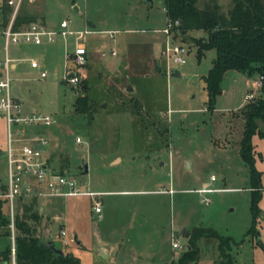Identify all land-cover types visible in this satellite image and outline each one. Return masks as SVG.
<instances>
[{
	"label": "rangeland",
	"instance_id": "374dc122",
	"mask_svg": "<svg viewBox=\"0 0 264 264\" xmlns=\"http://www.w3.org/2000/svg\"><path fill=\"white\" fill-rule=\"evenodd\" d=\"M217 1L224 11L233 4L232 0ZM165 8V0H23L20 13L44 17L45 29L54 31L55 35L54 43L49 44L44 36L41 45L9 43L10 56L19 58L17 68L10 75L20 87L22 110L54 117V124L42 126L38 132L49 139L44 151L49 153L52 164L67 169L82 189L158 187L166 182L175 188L209 185L223 188L210 193L194 189L178 191L172 199L163 200L157 216L154 213L158 219L156 227L150 221L143 225L135 223L133 228L118 225L117 235L128 238L155 234L161 238V248L169 257L178 259L188 245L184 228L190 232L195 226L213 227L239 243L233 245L236 264H264V213L259 216L257 233L249 232L254 220L252 181L250 166L240 149L245 119L241 110L239 116L234 115L249 101L246 99L249 81L260 74L251 76L241 70H229L221 83L225 91L217 96L215 108L209 109L204 76L213 66L216 49H205L199 56L193 39L173 35L186 48L187 62L168 63L163 54L167 41L164 29L170 23ZM6 9L9 19L12 10L8 5ZM62 19L68 20L71 35L60 33ZM2 21L0 10V57L5 43L2 30L6 20L1 24ZM93 23L99 28H94ZM87 29L91 31L80 42L86 45L89 60L75 68L78 79L74 84L66 77L68 69H74L75 64L65 56V47L72 52L76 34ZM191 34L201 38L207 32L195 30ZM112 49L117 51L116 55L110 53ZM103 52L107 55L102 56ZM29 57L35 58L39 67L29 68ZM42 70L47 75L41 77ZM176 70L181 72L180 76L174 74ZM85 78L89 95L97 105L92 119L87 114L75 113L72 106L76 96L86 91L81 88ZM261 94L262 87L256 96ZM131 97L143 104L140 115ZM260 125L264 129V123ZM166 128L168 131L164 132ZM76 136L83 141L77 142ZM252 142L256 149L254 165L261 171L264 184V135L257 132ZM117 155L122 161L111 163ZM64 198L38 197L40 204L52 205L53 209L42 217L37 234L45 241L51 238L62 251L80 258L82 264H111V258H103L99 250L101 233L109 230V220L103 222L95 214L89 196ZM20 203L17 202L18 209ZM2 206L8 213L7 201H2ZM55 216L59 219L54 220ZM121 218L122 222L126 219L123 215ZM63 220L69 239L73 230L81 236V247L74 240L62 244L56 236L58 223ZM172 224L175 238L182 245L176 249L172 246ZM9 242V236H0V247ZM125 246L129 248L128 241ZM200 248L196 264L218 261L217 239H201Z\"/></svg>",
	"mask_w": 264,
	"mask_h": 264
},
{
	"label": "trees",
	"instance_id": "16d2710c",
	"mask_svg": "<svg viewBox=\"0 0 264 264\" xmlns=\"http://www.w3.org/2000/svg\"><path fill=\"white\" fill-rule=\"evenodd\" d=\"M200 2L201 0H165V5L170 21H179L172 28L174 37L189 34L190 39H193L198 46L199 56H202L205 49H216L217 57L213 66L204 76L208 90V108L213 110L216 98L223 90L221 83L228 70H241L251 76L255 73L264 75V0H232L233 4L227 11L222 9L217 0H204L203 6ZM6 5H8L6 0L0 1L3 21L6 20L7 24ZM35 21L36 18L33 16L17 14L12 26L13 29L19 30ZM195 30H205L207 35L201 38L193 36L191 33ZM81 88L86 91L76 96L72 105L74 112L87 114L92 119L97 105L95 98L89 95L87 78L83 80ZM262 93L241 108V115L245 117V127L240 149L243 159L250 166L251 211L254 220L249 232L253 233L258 231L257 224L264 205V185L261 181V171L254 165L256 149L252 142L257 132L264 135V129L260 125V122L264 123V85ZM130 100L140 115L143 104L134 97ZM124 105L123 102L122 108ZM165 131H168V128L164 129ZM58 170L61 172L64 169ZM19 199L20 208L14 216L16 264H82L80 258L71 252L65 250H63L64 254L56 252L37 234L42 214L35 205L36 197H31L27 202ZM2 200L0 199V224L5 227L9 222L8 216L2 209ZM5 231L9 234L8 230ZM211 237L217 239L220 251V257L215 264H236L233 245L239 243L232 236H224L213 227L204 226H195L190 230L186 250L178 259L163 264H196L201 254L200 240ZM52 244L57 247L53 241ZM9 252L10 245L0 249V264L9 263Z\"/></svg>",
	"mask_w": 264,
	"mask_h": 264
},
{
	"label": "built area",
	"instance_id": "2783aa9c",
	"mask_svg": "<svg viewBox=\"0 0 264 264\" xmlns=\"http://www.w3.org/2000/svg\"><path fill=\"white\" fill-rule=\"evenodd\" d=\"M22 0H7V3L12 6V18L9 20L6 28L3 30V37L5 46L7 47L10 42H33L40 44L42 37L48 40H53L55 35L54 31H48L45 26L38 22H30L24 29H13V18L19 10V5ZM166 9V8H165ZM167 10V9H166ZM179 21H170L169 27L164 31L167 34V41L165 42V49L163 54L168 63H186L187 59L185 54L186 48L180 43L176 42L173 37V26L178 24ZM62 35L72 33L67 27L69 26L68 20L63 19L59 23ZM90 30L80 31L75 36V46L71 53L67 55L69 59L75 64L72 69L71 75L67 74L68 80L76 83L78 79L77 69L88 62L87 47L80 42L85 33ZM171 32H173L171 34ZM112 55H116L117 51L112 49ZM106 55L105 52L102 53ZM3 71L0 73V116H2L7 124V145L5 148V156L7 157V182L5 190L0 193V198H4L9 205L8 211V232L10 238V260L8 264H16V226L14 222L16 199H24L29 197H68L78 195H99L100 192L85 190L78 187L77 180L70 174L67 169L61 172L52 166L50 155L45 153L44 149L49 143V139L42 134H39L33 127L36 126H49L54 124L55 119L50 114L40 113H24L21 107L19 96L13 91V79L10 75V68L12 59L4 58ZM32 67H38L36 60H31ZM77 68V69H75ZM41 77L45 76V71L40 72ZM264 75L260 74L259 78L249 81V92L246 99L251 101L255 98L257 91L264 85ZM77 142H82L80 136H76ZM216 188L200 189V192L208 193L214 191ZM218 190V189H217ZM207 199V198H206ZM205 200V199H204ZM203 200V201H204ZM209 202V199L207 200ZM102 201L96 197L94 201V210L99 213L102 210ZM264 212V207H263ZM62 241V244H67L69 239L67 231L63 228L59 230L56 235ZM173 236V247H182L180 242Z\"/></svg>",
	"mask_w": 264,
	"mask_h": 264
},
{
	"label": "crops",
	"instance_id": "0c3cea01",
	"mask_svg": "<svg viewBox=\"0 0 264 264\" xmlns=\"http://www.w3.org/2000/svg\"><path fill=\"white\" fill-rule=\"evenodd\" d=\"M22 1H21V3H22ZM30 1H32V0H30ZM21 3H20L19 8H18L19 10L15 14V16L17 14H20L22 16H24V15L33 16L36 18L35 22H38L44 26H47L45 18L42 16L37 17V16L32 15L30 13H24V14L20 13ZM9 6L12 10V6L11 5H9ZM165 11H167V10L165 9ZM2 15H3V12H2ZM15 16H14V18H15ZM11 18H12V13L8 19V22ZM14 18H13V20H14ZM3 20H4V16H3ZM8 22H7V24H8ZM1 24H3V21ZM7 24L4 25L5 26L4 29L6 28ZM93 27L99 28L98 25L94 24V23H93ZM3 30H2V35H3ZM68 34L71 35L72 33H68ZM188 39L190 40V37ZM188 39H186V40H188ZM53 40H54V36H53ZM53 40L47 39L48 42H46V44H49L51 42L54 43ZM41 43H40V45H41ZM69 53H71V52L67 51V49L65 47V56L67 57V55ZM106 55H107V53H106ZM87 56H88V53H87ZM5 57L12 59L11 68H10V73H11V71H13L17 68V62L16 61L19 58L14 57V56H10L9 44L6 47L5 43H4V52H3L2 57H0V73L3 71L4 60H5L4 58ZM29 58H30V60H35V58H32V57H29ZM88 58H89V56H88ZM23 59H28V57H25ZM67 59H69V58L67 57ZM69 60H71V59H69ZM38 67H39V63H38ZM29 68H37V67H32L31 63H30ZM71 71H72V69L69 68L67 73L72 76L73 73H71ZM14 84H16V83H14ZM16 85H17L18 91L20 92V94H17V93L16 94L20 98L21 97L20 87L18 84H16ZM131 88L134 89L133 86H131ZM224 91L225 90L223 89V91L221 93L223 94ZM245 105L246 104L239 107L237 112H234L235 113L234 115L239 116L238 112ZM244 119H245V117H244ZM41 127L42 126L33 127V130L40 133V131L42 130ZM6 139H7V124L4 120V118L2 116H0V189H2V191L5 190L3 188H5V185L7 182V157L5 156V148L7 145ZM50 161H51V159H50ZM121 161H122V157L119 155H117L116 157L111 159V163H113V164L119 163ZM51 164H52V161H51ZM52 166L55 167L53 164H52ZM189 167H190V165H189ZM85 171L88 172V167H87V170H85ZM213 178H214V176H213ZM209 187L210 188H216V187H212L210 185L209 186H202L199 188H175V187H173L172 184L167 183V182L164 184H160L158 187L157 186H147V185H144L142 187H129L128 186V188H123V187H121V188L120 187L109 188L106 186H95V189L93 188L91 191L100 192L99 195H95V196L78 195V196H89L91 198L92 203H93V209H94V201H95L96 197L100 198L102 203H103L102 210L99 213L95 212V214L97 213L98 217L100 219H102L103 222H105L106 220H109L108 224H107V226H109V230H107L106 233H104V234L101 233L102 236H101L100 242H99L100 243V249L99 250H100L103 258H111V264H163V262L171 261L175 258L169 257L167 252L164 250L163 246L161 248V245H160L161 238L157 237V235H155V234H148V233H146V235H142V236L136 235V236H132V237L129 236L128 238H125V237H122V236H119L116 234L117 231L120 230V228H118V225H120L121 227L124 226V227L133 228L135 223L140 222V225H143V223L150 221L152 224H154V227H156L155 224L158 222V219H157V217L154 216V213L157 216V209H159L158 212L161 211L162 205L164 203L163 200L166 197L169 199H172L177 194L178 191L193 192V189H194L196 192H200L199 191L200 189H209ZM251 188L252 187L250 186V189ZM222 189L223 188L218 187V188H216V190L209 191L208 193L217 192V191L222 190ZM201 193H203V192H201ZM78 196H68V197H78ZM68 197H65L64 200ZM30 198L31 197L24 198L23 201H29ZM250 198H251V193H250ZM0 199L2 200L3 198H0ZM19 200L20 199H16L14 202L15 212L18 211L17 202H19ZM202 200H204V199H202ZM2 201H5V200H2ZM36 201L38 202V198H36ZM16 207H17V210H16ZM52 207H53L52 205H43V204H40L38 202V208L42 214L41 215L42 217L45 216L46 214H50L51 209H53ZM263 207H264V205H263ZM2 209H3V206H2ZM135 209H137L139 211H136ZM3 212L5 213L6 216H8L7 211L3 210ZM150 212H153V214H152L153 216L150 215ZM136 214H137V216H135ZM122 215H123V218H126L124 222L121 221ZM127 217L129 218V220H127L128 219ZM137 217L139 219L137 221H135V219H137ZM52 218L54 220L59 219V217H57V216L52 217ZM41 220H42V218H41ZM58 228H59V230L64 228L67 231L66 221L63 220V222H59ZM154 229H156V228H154ZM5 230H8L7 226L4 227L3 225L0 224V236L4 235V234L6 236H9V234L5 233L6 232ZM140 230H143V227H141ZM170 230H171V234H172L171 237L173 238V236L176 235L175 228H174L173 224L171 225ZM188 232H189V230H188ZM189 234H190V232H189ZM186 236L188 237V235H186ZM72 238L76 242V245L81 247V245L83 244L81 236H78V233L75 230H73ZM125 241L129 242V248H127V249L125 246ZM9 245H10V242L5 247H0V249H4ZM172 246H173V239H172ZM174 249H176V248H174ZM173 253H174V251H173Z\"/></svg>",
	"mask_w": 264,
	"mask_h": 264
},
{
	"label": "water",
	"instance_id": "95a60500",
	"mask_svg": "<svg viewBox=\"0 0 264 264\" xmlns=\"http://www.w3.org/2000/svg\"><path fill=\"white\" fill-rule=\"evenodd\" d=\"M183 37H185L186 39H188V38H189V35H184ZM156 67H157V70H160V69H161L160 66H159L158 64H157ZM174 74L180 76V75H181V72H180L179 70H176V71L174 72ZM129 88L132 89L130 85H129ZM13 91H15L17 94H20V92H19L18 89H17V85H16V84L13 85ZM85 170H87V165H86V167H85ZM182 232L185 233V235H189V232H188L187 229H184ZM259 234H260V233H259ZM46 244L50 245V246H51L56 252H58V253H60V254H64L63 251H62L60 248H57V247H55V246L52 244V240H51V239H47Z\"/></svg>",
	"mask_w": 264,
	"mask_h": 264
}]
</instances>
